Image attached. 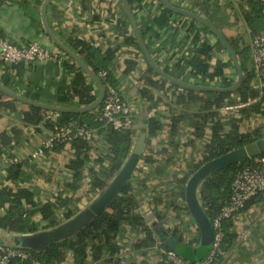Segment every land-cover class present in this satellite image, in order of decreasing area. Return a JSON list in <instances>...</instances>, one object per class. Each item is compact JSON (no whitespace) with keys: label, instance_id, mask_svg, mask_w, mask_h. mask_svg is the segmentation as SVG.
<instances>
[{"label":"crops","instance_id":"crops-1","mask_svg":"<svg viewBox=\"0 0 264 264\" xmlns=\"http://www.w3.org/2000/svg\"><path fill=\"white\" fill-rule=\"evenodd\" d=\"M43 1L0 0V36L20 47L36 42L50 55L47 60L18 65H9L0 60V84L3 85L1 80H6L5 87L10 91L25 98H28L25 95L36 96L37 102L43 104L78 108L80 106L75 100L69 105L57 101L58 90L70 91L73 73L70 72L69 66L74 61L45 34L40 16ZM167 1L172 6L200 15L193 11V0ZM215 2L225 9L226 14V24L219 32L226 39L243 40L248 45L246 39L249 32L235 11L237 3L245 6V2L235 0ZM161 5V0H142L140 5L134 2L131 7L129 6L139 31L151 24ZM45 17L51 32L68 48L71 40H82L101 50L119 47L115 58L114 76L117 80L115 88L132 109L133 145L141 134H145L143 152L130 180L136 192L138 211L153 233L155 244L160 246L172 238L176 242L174 251L183 258L184 264H202L207 256V250L200 249V231L188 210L186 200L182 197V191L186 187L185 179L190 177L194 164L203 156L205 140L193 141L191 129L187 126H180L173 137L169 136V118L178 115L182 110L176 105L170 92L153 106L141 97L139 90L143 85L147 66L145 59L134 46L123 44L124 36L132 37L134 33L129 21V25L125 22L127 17L121 1L50 0ZM149 35L154 36L148 44L152 60L160 69H165L169 76L177 77V80L187 75L182 65L179 70L177 69L179 65L177 63L180 58L182 63V60L192 53L193 37H198L199 43L207 41L215 43L203 24L185 15L175 16L168 27L158 29L152 27L146 38ZM218 56L223 58L224 53L217 45L211 62H215ZM128 60H135L136 68L128 75H124L122 72ZM224 72L230 80L235 78L231 67H227ZM233 96L231 95L224 103L231 101ZM9 99L12 98L4 94L0 96V103H6ZM26 109L27 104L22 102H17L6 109L0 106V189L16 190L15 184L6 178V165L1 161L3 154L9 157L16 156L19 163H26L34 171L30 181H22L20 186L34 192V200L38 205L69 194L78 197L76 206L84 209L98 195L90 185L88 168L98 171L101 169L100 166L103 168L108 166L107 156L105 157L107 150L102 140H93L90 145L89 161L84 168L87 176L85 183L73 194L66 186L71 180L68 170V163L72 158L70 148L65 146L58 154L45 153V157L29 161L31 154L38 149L51 131L42 125L38 126V129L26 125L22 120V112ZM149 118L163 123L162 130L150 138L145 131ZM244 121L240 124V132L250 133L256 128L264 127V116L261 114H254ZM225 127V131H228V126ZM205 134L208 136L210 130L207 129ZM169 140L176 146L171 147ZM145 154L151 159L148 163H144ZM100 159L101 164L98 163ZM231 222L230 231L236 235L235 243L229 252L223 251L224 258L215 264H264V197L259 202L250 203L244 210L234 215ZM44 225L45 223L39 221L36 215L34 219L36 231L47 230L43 229ZM121 231L118 264H162L161 254L155 245L146 250L134 247L143 237L142 234L130 230L126 224L122 226ZM172 232L174 237L171 236ZM19 236L21 234L0 229V242L6 245L13 246ZM177 238L181 239L180 242H177ZM197 240L199 241L197 245H189L190 242ZM88 260L91 264L90 256ZM60 264H73L72 254L68 253L65 261Z\"/></svg>","mask_w":264,"mask_h":264},{"label":"trees","instance_id":"trees-1","mask_svg":"<svg viewBox=\"0 0 264 264\" xmlns=\"http://www.w3.org/2000/svg\"><path fill=\"white\" fill-rule=\"evenodd\" d=\"M215 1L193 0V11L198 12L200 16L210 22L218 31H221L222 26L226 24V14L225 9L221 8ZM235 1H242L246 4L244 6L241 3H237L235 11L248 30L249 37L254 38L263 32L264 0ZM134 2L140 5L142 0H127L130 7ZM178 15L161 5L160 11L153 18L151 24L144 29H140L141 37L145 42L149 54L150 49L148 44L154 36L149 35L146 38L147 32L152 27L157 29L168 27L173 21V18ZM125 22L129 25L127 19ZM204 28L210 32L205 26ZM210 36L211 40L215 41V43L212 44L209 41L199 43L198 37L192 38V53L188 58L182 60V63H180L181 58L177 63V65L179 64L177 66L178 70L182 65L187 72L185 78L180 80L199 86L202 85L203 80L208 81L219 77L223 80L221 88L230 87L234 84L236 78L224 81L227 80L224 75V70L227 67H231L234 71V77H236L235 66L221 42L211 32ZM226 40L233 49L242 71L241 82L232 92L196 91L181 88L161 79L145 61L147 71L143 77V85L139 90L144 101L153 106L158 100L170 92L176 105L182 109L178 115L169 118V136L173 137L180 126H187L191 129L193 141L205 140L203 156L201 160L194 164L193 170L189 174L190 177L206 163L243 149L245 146L264 138V127L256 128L250 133L240 132L239 130L240 124L244 120L251 118L252 115L259 113L264 116V102H261V104H252L249 107L241 109V117L238 119L222 121L219 117L218 108L231 95H235L241 103H245L256 97V93L250 88L252 76L249 72L248 65V46L243 40ZM123 44L134 46L144 59L140 46L134 36H124ZM68 45L69 49L93 71L103 86L107 84L116 86L117 80L114 76V69L115 58L119 49L118 46L101 50L82 40H71ZM217 45L221 46L224 56L223 58L218 56L217 60L212 63L211 59ZM135 68L136 61L128 60L125 62V68L122 74L128 75ZM69 70L73 73L70 91L58 90L57 101L61 104L69 105L75 100L80 107L92 103L97 95L95 85L74 62L69 66ZM100 71L106 73L105 79L100 78ZM163 71L166 73L165 69ZM172 77L177 79L174 75ZM1 83L6 86V80H1ZM2 95L4 94L0 92V96ZM25 96L33 101H38L36 96ZM262 101H264V98ZM17 102L19 101L9 99L6 103H0V106L6 109L12 107ZM100 105L96 109L85 113L54 112L31 105H27V109L22 112L23 122L36 129L42 125L47 130L53 132L56 128L64 124L75 122L79 125H86L93 130L94 140H102L107 150L105 157L107 156L106 158L108 160V166L106 168L100 166L101 169L98 171L93 170V168H88L90 185L96 194H99L119 171L133 147L131 131H116L108 126H104L97 120V112ZM52 114L56 115L55 119L50 118ZM225 126H228V131H225ZM162 128L163 123L160 120L149 118L145 125L147 137L155 136ZM207 129L210 130L208 136L205 134ZM169 145L171 147L176 146L172 140H169ZM64 147L63 144H55L52 149L45 150V153L47 155L58 154ZM70 150L72 158L68 163V170L71 180L66 186L74 194L85 183L87 177L84 173V168L89 161L90 145L81 139H75L70 144ZM143 160L144 163L151 161L148 154H145ZM251 160L252 158H246L220 168L212 172L199 184L196 191L197 200L209 222L212 221L228 201L231 194V184L237 172ZM98 163L101 164L102 159ZM33 173L34 171L31 167L23 162L6 166V178L15 184L16 190L12 191L7 188L0 189V208L6 207L5 213L0 214V229L21 235L33 234L37 232L34 227L36 215H38L39 221L45 223L43 229L48 230L56 227L59 223L67 221L81 211L76 206L78 197H73L69 194L63 197H57L54 201H48L38 205L34 200V192L27 188H21L20 186V182L30 181ZM190 177L185 179L186 184ZM130 180L131 178L121 188L119 194L112 200L108 208L96 216L72 238L52 244L43 252L29 250L30 258L28 260L22 261L20 259H14L10 264H31L32 260H36L41 264H60L65 261L68 253L72 254L73 264H90L88 260L89 256L91 257V264H118L117 257L121 251L119 238L122 232L121 228L124 224L130 230L143 235L135 244L134 247L136 249H151L155 245L153 233L138 211L136 192ZM182 197L185 199V190L182 191ZM263 197L264 193L254 196L247 202L245 208L252 202L261 201ZM57 213H59L58 218ZM231 221L232 218L223 220L221 223L223 230L222 250L225 252H229L232 249L236 238V235L230 231L232 227ZM172 235L174 237V232L171 233ZM176 240L180 242L181 239L177 238ZM198 243L199 241L197 240L190 242L189 245L195 246ZM159 247L168 249L165 244ZM206 250L208 251V248ZM162 264L169 263L163 260Z\"/></svg>","mask_w":264,"mask_h":264},{"label":"built area","instance_id":"built-area-1","mask_svg":"<svg viewBox=\"0 0 264 264\" xmlns=\"http://www.w3.org/2000/svg\"><path fill=\"white\" fill-rule=\"evenodd\" d=\"M247 42L251 55L249 64V72L252 76L250 88L256 93V97L241 103L236 96L232 95L231 101H226L218 108L219 117L222 121L238 119L241 117L239 112L241 109L264 102L262 101L264 98V31L254 38L248 37ZM49 57L50 55L36 42L20 47L0 36V60L6 64H26L47 60ZM99 76L105 79L106 73L100 71ZM225 77L227 80L224 81L230 80L229 76ZM198 78L200 79V77ZM222 83L223 80L216 77L208 81L203 80L201 86L221 88ZM104 87L105 94L97 112V120L104 126L116 131H131L134 127V118L130 104L114 86L107 84ZM256 114L260 115L259 113ZM55 117V114L50 116L51 119H55ZM75 139H81L91 145L94 140V132L86 125H79L75 122L64 124L56 128L42 141L38 149L31 154L29 161L45 157V150L52 149L55 144H63L70 148V144ZM1 161L6 166L19 163L18 157H9L5 154L1 156ZM261 193H264V154L252 158L237 172L231 184V194L228 201L210 222L212 238L207 256L202 264H215L224 258L222 221L233 218L234 215L244 210L251 198ZM5 210L6 207H1L0 214H4ZM155 247L159 250L162 260L169 264L185 263L183 258L174 250L160 248L157 244ZM29 258V249L0 245V264H10L14 259L25 261ZM31 264L41 263L32 260Z\"/></svg>","mask_w":264,"mask_h":264},{"label":"water","instance_id":"water-1","mask_svg":"<svg viewBox=\"0 0 264 264\" xmlns=\"http://www.w3.org/2000/svg\"><path fill=\"white\" fill-rule=\"evenodd\" d=\"M49 1L50 0H44L40 9V16H41V23L43 30L45 34L51 39L53 44H55L59 49H61L66 55H68L76 63V65L84 72V74L89 78V80L95 85L97 90L96 99L92 103L85 106H81L78 108H66V107L47 105L41 102L33 101L31 99L25 98L10 91L2 84H0V92L24 104L39 107L46 110H51L54 112L85 113L88 111H92L102 103L105 94V87L101 84L100 80L93 73V71L90 70L72 50H70L67 46L61 43L51 32L45 17L46 7ZM120 1L125 11L126 17L133 30L134 37L136 38V41L140 46L145 61L150 65L153 71L161 79L171 84L177 85L181 88L196 90V91L232 92L239 86L242 79V71L233 49L231 48L225 37L202 16L194 12L172 6L167 0H161L162 5L168 10L179 15L188 16L189 18H192L193 20H196L199 23L203 24L221 42V44L228 52L236 69V80L234 84L230 87L218 88V87L198 86L177 80L169 76L167 73H165L152 60L145 46V43L141 37L140 31L137 27L134 16L127 3V0H120ZM144 143H145V134H141L138 140L136 141V143L133 145L129 156L126 158L119 171L115 174V176L111 179V181L107 184V186L93 199V201L87 207L79 211L77 214H75L67 221L57 225L56 227H53L48 230L35 232L33 234L19 236V238L17 239L18 246L21 248L29 249L34 252H43L50 245L72 238L83 228H85L96 216H98L100 213H102L108 208L112 200L119 194L121 188L131 178L136 168V165L140 159V156L143 152ZM263 154H264V138L245 146L243 149L237 150L219 159L206 163L189 178L185 187V200L187 203L188 210L191 216L193 217V219L195 220L198 229L200 231L201 250H206L207 248H209L212 238V229L209 220L206 218L197 200V194H196L197 187L212 172L220 168H223L231 163L241 161L246 158H254ZM164 244L165 246L168 247V249L175 250L176 242L172 238L166 240Z\"/></svg>","mask_w":264,"mask_h":264},{"label":"rangeland","instance_id":"rangeland-1","mask_svg":"<svg viewBox=\"0 0 264 264\" xmlns=\"http://www.w3.org/2000/svg\"><path fill=\"white\" fill-rule=\"evenodd\" d=\"M246 41H247V39H246ZM219 46V45H218ZM248 46V45H247ZM219 47H221V46H219ZM248 65L250 64V58H251V55H250V52H249V49H248ZM236 78V77H235ZM82 204V203H81ZM0 245H4V246H8V247H18V243H17V240H15V243H14V245L12 246V245H6V244H4V243H1L0 242Z\"/></svg>","mask_w":264,"mask_h":264}]
</instances>
